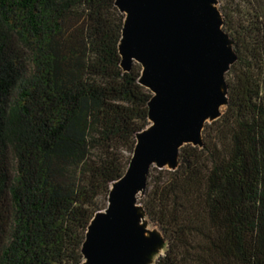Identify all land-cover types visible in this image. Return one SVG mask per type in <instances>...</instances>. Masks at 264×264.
I'll list each match as a JSON object with an SVG mask.
<instances>
[{
	"label": "trees",
	"instance_id": "trees-1",
	"mask_svg": "<svg viewBox=\"0 0 264 264\" xmlns=\"http://www.w3.org/2000/svg\"><path fill=\"white\" fill-rule=\"evenodd\" d=\"M237 59L229 102L139 202L155 264H264V0H220ZM116 0H0V264H81L94 215L150 125L142 66L122 67Z\"/></svg>",
	"mask_w": 264,
	"mask_h": 264
},
{
	"label": "water",
	"instance_id": "water-1",
	"mask_svg": "<svg viewBox=\"0 0 264 264\" xmlns=\"http://www.w3.org/2000/svg\"><path fill=\"white\" fill-rule=\"evenodd\" d=\"M218 1L116 0L125 13L122 67L142 66L139 81L152 92L150 125L137 134L126 172L112 182L107 207L88 226L81 264H148L167 245L161 230L146 234L140 219L148 216L138 197L150 168L178 167L180 148L202 146L206 122L229 102L226 72L237 56Z\"/></svg>",
	"mask_w": 264,
	"mask_h": 264
},
{
	"label": "rangeland",
	"instance_id": "rangeland-1",
	"mask_svg": "<svg viewBox=\"0 0 264 264\" xmlns=\"http://www.w3.org/2000/svg\"><path fill=\"white\" fill-rule=\"evenodd\" d=\"M215 5L220 9V6L222 5V2L219 0L218 3H215ZM224 108L225 107H223L222 110H224ZM153 166H156V164H154ZM165 167H168V165H166ZM140 197H142L141 193L139 194L138 198L140 199ZM139 199H138V202H137L138 207H139V203H140ZM140 224L144 227V229L146 231V234L148 236L153 235V233L156 234V235L160 234L159 227L155 223L150 221L147 217H142L140 219ZM165 249H166V246H165V244H163V245L159 246L157 251L156 250L153 251L150 254V257H149L150 260L148 261L149 262L148 264H155L157 258L165 252Z\"/></svg>",
	"mask_w": 264,
	"mask_h": 264
}]
</instances>
